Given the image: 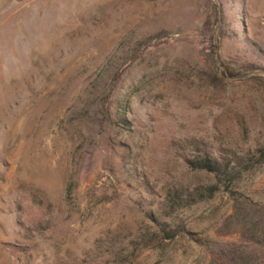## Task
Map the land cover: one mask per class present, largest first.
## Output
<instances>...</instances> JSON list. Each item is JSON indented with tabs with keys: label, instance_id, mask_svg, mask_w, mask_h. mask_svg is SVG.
<instances>
[{
	"label": "rangeland",
	"instance_id": "374dc122",
	"mask_svg": "<svg viewBox=\"0 0 264 264\" xmlns=\"http://www.w3.org/2000/svg\"><path fill=\"white\" fill-rule=\"evenodd\" d=\"M262 155L264 0H0V264H264Z\"/></svg>",
	"mask_w": 264,
	"mask_h": 264
},
{
	"label": "trees",
	"instance_id": "16d2710c",
	"mask_svg": "<svg viewBox=\"0 0 264 264\" xmlns=\"http://www.w3.org/2000/svg\"><path fill=\"white\" fill-rule=\"evenodd\" d=\"M264 158V155L260 157V160ZM259 162V161H258ZM242 166V164H241ZM227 167V166H225ZM197 168L205 170L209 173H212L215 180L217 181L216 187L223 186L226 189L225 185H222L223 179L228 180L230 183L235 182L238 179L239 170L240 168L236 166L231 167L230 169H221L220 165L216 162H212L210 160H204L203 162L199 163ZM218 187V189H219ZM211 191V189H208ZM239 198L242 200L243 205H239V207L234 206V215L231 217L236 222H246L248 225H251V234L249 235L248 239L260 246L264 247V234H261L259 231L260 221L256 219L255 213L258 211L264 213V206L251 202L249 199L245 198L243 195H238ZM251 212L253 215L251 216ZM238 216H241L240 219ZM252 264V263H251Z\"/></svg>",
	"mask_w": 264,
	"mask_h": 264
}]
</instances>
